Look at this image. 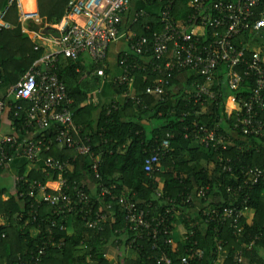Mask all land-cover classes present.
Returning <instances> with one entry per match:
<instances>
[{
    "label": "built area",
    "instance_id": "built-area-1",
    "mask_svg": "<svg viewBox=\"0 0 264 264\" xmlns=\"http://www.w3.org/2000/svg\"><path fill=\"white\" fill-rule=\"evenodd\" d=\"M14 1L19 7L21 0H10V4ZM142 1H154L160 5L162 28L154 31L152 41L138 36L135 31H121L132 0H71L67 14L58 26L56 44L59 51L40 57L14 87L17 102H27L30 106H13L14 116L19 117L24 113L25 119L20 130L14 126L15 135L5 137L0 142V168L5 169L15 157H24L34 163L43 160L41 172L48 177L53 176L59 184L53 189L47 182L28 181L26 175L16 179L17 185L26 187L20 190L19 196L26 197L32 214L37 215L39 209L48 207L53 216L46 223V236L42 244L31 253L30 259L18 264H42L48 249L62 247L63 242L56 241L54 231H66L71 220L80 219L85 229L104 232L106 226L116 221L118 216L123 224L114 230L112 242L116 248L124 252H140L149 243L151 250L158 253L150 257L155 264H173L168 249L180 251L179 244L174 241L175 229L178 223H183L184 208L191 206L198 197L204 202L201 213L206 226L213 223L222 227L229 225L236 236L243 234L241 225L251 212L252 193L257 186H264V168H234L231 158L226 157L223 151L237 145L230 133L245 139L264 140V123L259 119V113L264 112V55L255 52L251 59L246 56L250 41L248 37L255 35L258 39L264 36V0H189L191 13L186 19L178 21L172 13L175 0ZM6 12L1 15V21ZM144 16H149V13L143 10L136 12L132 25ZM122 38L128 41L131 53L137 58L151 53V59L141 64L138 60L133 61L129 53L123 55L120 60L122 75L116 79V86L129 87L132 72L144 69L145 65L151 66L153 72L158 74L173 76L189 71L200 77L202 80L193 82L187 92L189 103L197 107L214 102L223 95L224 90L234 94L238 112L229 132L220 134L207 125L193 122L195 138L202 145L212 147L215 153L218 152L217 160L222 173L227 174L228 182L233 183L227 187L228 203L216 207L207 188L201 186L194 192L181 194L180 202L170 197L164 198L166 206L161 210L153 204L141 207L136 194L114 195V185L108 188L102 182L93 183V195L84 180L73 183L68 180L67 176L76 170L79 157H88L92 160V178L101 181V156L93 153L92 133L84 131L74 121V112L69 108L72 101L57 72L60 59L76 61L86 53L94 63L105 65L110 46ZM222 67L226 68L223 78ZM104 69L105 66L99 69L97 75L104 77ZM248 80L253 81V89L246 97H239L237 92ZM166 84L168 81L161 78L146 94L161 100ZM123 96L134 101L136 106L148 109L140 97L128 92ZM4 107L5 102L0 99V117ZM113 108L117 110L116 105ZM193 113L197 115L199 112L195 110ZM127 147L123 146L120 152H125ZM54 150L66 151L72 156L65 160L44 158L45 154ZM171 151L170 141L164 140L146 158L145 172L152 175L160 170L162 159ZM156 194L161 197L158 192ZM99 206L102 208L98 209ZM7 220L1 226L8 227ZM186 220L188 228L181 244L189 245L183 246L186 249L182 263L190 264V261L204 260L208 250L206 246L201 248L194 237L199 226L190 222L189 218ZM36 230L38 236L41 235L39 228ZM5 237L6 233L0 230V240ZM257 240V237L252 239L248 249L251 250ZM214 244L216 254L221 257L225 252L224 242L216 236ZM80 247L86 248V245L81 243ZM226 258L216 259L214 264H223ZM234 261L239 264L245 262L242 251L235 254Z\"/></svg>",
    "mask_w": 264,
    "mask_h": 264
},
{
    "label": "trees",
    "instance_id": "trees-1",
    "mask_svg": "<svg viewBox=\"0 0 264 264\" xmlns=\"http://www.w3.org/2000/svg\"><path fill=\"white\" fill-rule=\"evenodd\" d=\"M70 1L38 0L41 19L48 24H59L67 14ZM142 2L147 8L155 6L158 14H149V16L139 18L138 22L132 26V30L138 36L147 37L152 41L151 37L154 31H160L162 28L161 17L159 16L160 5L154 1ZM188 2L189 0H175L172 13L176 21L186 19L191 13ZM4 11H7L4 21L14 28L11 30L0 28V78L5 76L12 84H17L33 63L42 56L43 49L35 51L28 36L22 33L17 1L10 4V0H0V14ZM28 23L31 24V29L44 26V24L36 26L31 20ZM255 52L253 44L248 46L247 59H251ZM150 59L151 53L144 55L143 58L132 56V60H138L141 64ZM143 67L144 69L134 72V92L137 97L142 99L143 105H146L148 109L139 106L136 110L135 102L128 100L122 105L118 103L117 110H114L112 106H100V103L86 104L92 87H90L89 81L83 79L87 78L88 74L94 76L96 71L104 68L103 64L94 63L91 70L84 71L79 60L60 59L57 72L66 86L68 98L72 101L69 108L74 112V121L84 131L89 130L92 133L93 153L95 156H101L99 165L101 181L92 178L90 171L92 160L88 157H79L76 162V170L67 176L68 180L73 183L89 176L95 185L101 182L108 188L114 185V195L119 196L127 190L130 195L136 194V200L141 207L153 204L161 210L166 206L164 198L170 197L180 202L179 196L181 194H189L201 186L207 188L209 196L214 198L216 207L228 203L227 187L232 186L233 183L228 182L227 174L222 173L217 160L218 152L215 153L212 147L202 145L195 138L193 122L197 121L200 125H207L218 133L225 134L226 131L221 126V122L226 121V117L223 116L225 98L233 100L234 94L228 92L227 95L224 93V96H220L214 102L207 103L204 107H197L189 103L187 92L193 82L202 80L200 77L189 71L169 76L153 72L151 66L143 65ZM225 69L224 67L221 68L222 78ZM105 73H109L106 67ZM179 75L191 76V78L186 84L187 90L181 89L179 93H174L171 89L173 86L179 85ZM95 76L99 78L97 75ZM161 78L166 79L168 84L165 86L163 98L161 100L154 99V97L146 94V91L158 84ZM253 86L252 80L246 81L237 92L238 96L246 97ZM113 90L118 96H122L127 93L129 87L127 85L115 86ZM16 104H21L25 108L30 106L29 103L23 101H18ZM16 104L11 105V116L14 126L20 130L23 127L25 114L22 113L19 117L14 116L13 106ZM99 109H101L100 117L95 120L94 113ZM195 110L199 112L197 115L193 113ZM121 111L132 116L128 117L127 115V119L121 118ZM235 119L234 116L226 122L232 126ZM259 119L264 123V112L259 113ZM152 120L155 123L152 125L153 127L148 124ZM159 121L162 123H158ZM186 136L188 137L186 138ZM164 140H169L172 148L167 157L161 161L164 171L158 170L152 175H148L144 169L145 160ZM245 140L249 143L237 140L235 141L236 147L223 151L224 155L231 158V164L234 168L241 166L264 168V140H259L260 142L254 138ZM126 145L128 146L127 150L121 153L120 149ZM70 156L72 154L66 151L54 150L45 154L44 158L55 157L65 160ZM203 159L217 164V175L213 178H209L207 170L202 168L201 160ZM20 176H25V174L22 173ZM26 179L30 182L38 180L46 183L49 178L47 174L41 171H32L26 176ZM25 188L24 185H17V197H12L6 202L2 200L3 192H0V217L3 216L8 219V227L0 225V230L6 233V237L0 240V264L3 262L18 264L30 259L31 253L37 250L43 242V237L46 236V223L53 218L48 207L39 209L37 215L32 214L26 197L21 198L19 196L20 190ZM157 192L161 197L157 196ZM201 204L204 208L203 202ZM101 208V206L98 207V209ZM250 208L251 211H254L253 224H248L247 218L243 220L241 237L236 236L229 225L225 227L217 226L214 223L205 225V234L200 228H197L194 235L195 239L201 248H203L204 243L207 244L209 251L204 260L190 261V264L215 263L217 256L214 238L216 236H219L224 242L225 251L228 254L223 264H239L234 261V256L239 251H242L245 259H247L242 264H264L263 185L257 186L252 193ZM117 218L116 221L113 220L111 224L106 226L104 232L85 229L80 219L72 220L75 221L76 231L72 235L67 230L56 229L54 237L57 242H63L62 247L48 249L42 264H89L91 261L97 264H111V260L102 253V247L110 244L115 236L114 230L123 224L121 217L118 216ZM58 221L60 220L58 219ZM38 228L41 235L32 237L30 230ZM256 237L258 238L256 245L251 250L248 249L249 243ZM81 243H84L86 248L82 254H79L78 247ZM188 245V243L180 244L179 252L168 249L173 264H183L185 247ZM162 249L164 248L162 247ZM157 254L151 250V244L148 243L143 251L133 250L131 255L120 264H155L150 257Z\"/></svg>",
    "mask_w": 264,
    "mask_h": 264
},
{
    "label": "crops",
    "instance_id": "crops-1",
    "mask_svg": "<svg viewBox=\"0 0 264 264\" xmlns=\"http://www.w3.org/2000/svg\"><path fill=\"white\" fill-rule=\"evenodd\" d=\"M139 10L146 11L149 14H158V10L155 6H152V7L150 6L149 8H147L141 0H132L131 9L124 17V21L121 27L122 32H132L133 31L132 30L133 17L135 13L138 12ZM3 13L0 14V17ZM29 20L34 22V25L36 26H39L42 24H44V26H40L38 29L37 28L31 29V24L28 23ZM19 23L21 24L22 33L27 35L30 41L32 42V44L34 45V50L39 51L41 48L43 49L42 56H50V55H53L55 52L59 51L58 46L56 44V39L59 37V34H58L59 27L58 26H60V23L56 25L48 24L44 22L43 19H41L39 15L38 0H27L24 6H21L20 4ZM3 24L5 26L8 25V27L2 26ZM0 28L11 30L14 27L6 23L4 20L3 21L0 20ZM248 39L250 40L249 46L253 44V46H255V51L261 52L264 55V36L256 39L255 35H251V38L248 37ZM36 48L38 49L36 50ZM126 53H129L131 59H132V56L136 57L135 55L131 53L128 41L125 38H122L118 40L117 42L113 43L109 48L107 62L104 65L108 69L109 73H105L104 77H100L97 75V71H96L94 73V76L93 75L90 76L88 74L87 78L83 79V80L89 81L91 83L90 87H92V91L89 94V99L86 102V104H90L92 102L100 103L101 104L100 106H104V105L112 106L113 108V106L115 105L117 106L118 103L122 105L123 103L128 102V100L124 98L123 96L124 94L122 96H118L113 90L114 87L116 86L115 85L116 79L122 75V65H121L120 60L122 56L125 55ZM61 59H63V57H61ZM78 60L84 71L91 70V67L94 65V62L91 60V58L86 53L82 54ZM0 71H1V68H0ZM134 72H132L131 74L132 82L127 92L137 97L136 93L134 92V80H135ZM95 75H97L99 78H97ZM190 78L191 76L179 75V79H178L179 85L173 86L171 90L174 93H179L181 89L187 90L186 84L190 81ZM17 84H12V82L5 76L4 78H0V99H2L5 102V107L0 117V142L3 140V138L16 134L14 131V123H13L12 116H11V105L13 103L14 104L17 103V99L14 93V87ZM224 93L227 95L229 94L227 90H224L223 96H224ZM152 97H154V99H158L155 96H152ZM135 109L138 110V106H136ZM237 112H238V105L236 104V102L234 100H230L229 98H225V108H224L223 116L226 117V121L234 118V116L236 117ZM100 113H101V109H99L96 113H94L95 120L99 119ZM127 115L128 117L132 116L131 114H127ZM127 115L123 111H121V118L127 119ZM226 121H222L221 126L224 127L226 132H229L230 126L228 125ZM148 124H150V126L154 125L153 120L152 122L150 121V123ZM86 131H89V130H86ZM230 134L232 138L234 139V141L238 140V141L248 142L247 140L238 137V135L236 134H232V133ZM30 136H33V135H30ZM257 141L260 142L259 140ZM249 146H251V144H249ZM42 166H43V160L40 162L34 163V162L28 161L24 157H15L5 169L0 168V192H3L2 200L6 202L10 200L12 197H17L18 190H17L16 179L18 178V176H20V174L23 173L27 176L32 171L39 172L41 171ZM201 166L202 168H205L207 170L208 172L207 175L209 178H213L214 176L217 175L216 163L206 161L205 159H203L201 160ZM160 170L164 171V168L161 167ZM48 178L49 179L47 183L51 188L55 189L59 186L57 180L54 179L53 176L49 175ZM83 180L88 183L91 194L95 195L94 184H93L92 179L90 180L89 177L85 176ZM125 193L128 194L129 192L125 190ZM198 198L195 199V202L191 206L184 208L185 217L183 219V223L182 224L178 223L175 229L174 241L177 242L179 245L182 242L183 235L186 232V228H188V221L186 220V218H189L190 222H194L196 225H198L201 231L203 232V234L206 233V231H204L205 224L202 222V213H201V209H202L201 202L203 201L200 198L199 199ZM253 217H254V211H251L247 215L248 224L250 225L253 224ZM5 220L6 218L1 216L0 225H2L3 222H5ZM67 231L70 235L76 232L75 231V221L71 220L68 222ZM30 234L32 237H37L38 231L36 229H31ZM112 241L113 239L111 240L110 244L102 247V253H104V255L107 256L111 260V264H120L123 261H125L127 257L131 255V252H124L123 250H119L113 245ZM204 246H206L205 247L206 250L209 251V247L207 246V244L204 243ZM78 250L80 251V253L79 252L78 253L82 254L85 251V248L78 247ZM216 256H217V259H221V257L222 258L227 257L228 254L225 251L223 252L221 257L217 254ZM245 260L247 261V259ZM2 264H7V262H3ZM89 264H97V263L94 261H91L89 262Z\"/></svg>",
    "mask_w": 264,
    "mask_h": 264
},
{
    "label": "bare ground",
    "instance_id": "bare-ground-1",
    "mask_svg": "<svg viewBox=\"0 0 264 264\" xmlns=\"http://www.w3.org/2000/svg\"><path fill=\"white\" fill-rule=\"evenodd\" d=\"M27 0H21V6H24Z\"/></svg>",
    "mask_w": 264,
    "mask_h": 264
},
{
    "label": "rangeland",
    "instance_id": "rangeland-1",
    "mask_svg": "<svg viewBox=\"0 0 264 264\" xmlns=\"http://www.w3.org/2000/svg\"><path fill=\"white\" fill-rule=\"evenodd\" d=\"M158 123H162L161 121H159ZM155 124V123H154ZM253 215V214H252ZM247 218V217H246Z\"/></svg>",
    "mask_w": 264,
    "mask_h": 264
}]
</instances>
